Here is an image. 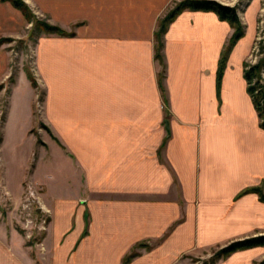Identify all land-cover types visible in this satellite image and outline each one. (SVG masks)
I'll use <instances>...</instances> for the list:
<instances>
[{
	"label": "crops",
	"instance_id": "0c3cea01",
	"mask_svg": "<svg viewBox=\"0 0 264 264\" xmlns=\"http://www.w3.org/2000/svg\"><path fill=\"white\" fill-rule=\"evenodd\" d=\"M180 1H27L68 34L37 37V87L21 68L5 110L0 91V185L14 202L24 182L38 187L51 220L32 246L0 210V264H123L144 244L128 264H175L264 234V201L244 193L264 192V128L244 77L260 0L239 14L245 34L219 96L234 28L215 12L180 13L163 34V62L156 58L158 23ZM31 24L0 0V39L26 36ZM9 49L0 45L3 85ZM263 259L256 246L218 264Z\"/></svg>",
	"mask_w": 264,
	"mask_h": 264
},
{
	"label": "rangeland",
	"instance_id": "374dc122",
	"mask_svg": "<svg viewBox=\"0 0 264 264\" xmlns=\"http://www.w3.org/2000/svg\"><path fill=\"white\" fill-rule=\"evenodd\" d=\"M24 1L27 3L28 0H24ZM251 2L252 0H228V2H225V3H228L236 7L239 3L242 4L238 10V13L242 14V12L245 10V8L248 7V5L251 4ZM27 5L30 7L28 3ZM261 15H263V18H264V0H260V10H259L258 17H257L256 38L253 44V49L251 51L250 57L248 58L249 64H257V63L262 64L260 75L264 83V31L261 34H259L258 32L259 31L258 25L261 19ZM33 18H38V17L34 15ZM38 19L45 20V19H41L40 17ZM31 22L32 24L30 25V28L29 26L27 28L28 30L31 29L30 32H28V35L26 36L22 35L20 37L11 38L10 41L3 42V43L9 42V48H10L9 49L10 69H9L8 79L5 81L6 86L5 84L4 85L0 84L2 86L0 91L3 88H6V95L4 97V101L2 102L3 110H5V107L8 102L7 96H8V93L10 92V86L12 83H14L16 75L21 68L25 71V73L26 71L29 70L34 75L36 82L38 84L37 77L35 75L36 67H35V62H34L35 41L37 37L43 32L36 34V28H35L34 21H31ZM35 98H36V107L41 108V100H40L42 98L41 91L37 92ZM2 120H3V116L1 118V122ZM40 126L44 127L46 130L50 132V129L48 127H45L44 125H40ZM32 132L36 134V136L38 137V141L42 143L43 140L41 138L40 133L37 130H33ZM11 182L15 183L16 181L15 179L12 178ZM2 186L3 185H0V188H1L0 189V210L2 212L1 213L2 217L6 218L7 221L15 222L14 225L20 227L21 232L24 234V237L28 240V244L35 246V244L37 242H40V240L42 239L43 232L47 230L48 225L51 220L50 212L48 210H43L42 208L43 204H42V200L39 195L40 189L36 187L35 185L28 183V181H26L24 182V187H23L20 197L18 198V202H14V199L3 190L4 187ZM31 192H34L37 198L31 197L30 195ZM256 235H261V234H256ZM249 236H252V235H249ZM241 238H244V237H241ZM224 246H220L219 248L210 249L209 251H205L199 255L186 254L182 256L175 264H211L210 260L212 256L215 254L216 251H218L220 248ZM143 248L148 249L149 245L148 244L139 245L137 247V250H140ZM137 250H134L132 252H138Z\"/></svg>",
	"mask_w": 264,
	"mask_h": 264
},
{
	"label": "trees",
	"instance_id": "16d2710c",
	"mask_svg": "<svg viewBox=\"0 0 264 264\" xmlns=\"http://www.w3.org/2000/svg\"><path fill=\"white\" fill-rule=\"evenodd\" d=\"M11 1L17 8L22 10L24 15L29 21H34L36 34L40 32L50 33V34H60L67 35L68 33L62 28L53 25L45 20H40L38 18H33L34 13L31 11L30 7L24 0H8ZM239 6L223 4L218 0H182L174 5L164 17H162L158 23V30L155 33L156 36V58L163 62L162 57V47H163V34L167 31L169 24L174 21V19L186 9L190 10H203V11H213L215 12L221 20L229 22V24L234 28V34L230 39V42L222 56L219 60L218 70H217V92L218 96L220 95L222 78L224 75V70L226 68V63L228 56L238 42L245 34L244 24L240 19L238 10ZM34 28V29H35ZM11 38H1L0 45L5 41H10ZM261 68L262 64H249L245 63L244 77L248 82V91L252 96L254 105L258 112L260 118V125L264 128V83L261 78ZM28 70V68H27ZM28 78L30 79L32 85L36 87L38 84L34 75L28 70L26 71ZM0 85V89H1ZM246 192H256L259 194L260 199L264 201V192L259 187H251L244 191ZM264 245V234L261 235H252L244 238L236 239L220 248L211 258V264H217L220 259H224L231 255L232 253L244 250L256 246ZM138 255V252H132L131 254L126 255L124 258L123 264H128L132 258ZM259 264H264V259L259 262Z\"/></svg>",
	"mask_w": 264,
	"mask_h": 264
},
{
	"label": "built area",
	"instance_id": "2783aa9c",
	"mask_svg": "<svg viewBox=\"0 0 264 264\" xmlns=\"http://www.w3.org/2000/svg\"><path fill=\"white\" fill-rule=\"evenodd\" d=\"M242 4H238L239 7H241ZM258 29H259V34H261L263 31H264V18H263V15H261V19H260V22H259V25H258ZM31 197H35L37 198L36 194L34 192H31L30 193ZM28 223V222H26Z\"/></svg>",
	"mask_w": 264,
	"mask_h": 264
},
{
	"label": "water",
	"instance_id": "95a60500",
	"mask_svg": "<svg viewBox=\"0 0 264 264\" xmlns=\"http://www.w3.org/2000/svg\"><path fill=\"white\" fill-rule=\"evenodd\" d=\"M223 4H225V3H223ZM228 5V4H227ZM40 210V209H39Z\"/></svg>",
	"mask_w": 264,
	"mask_h": 264
},
{
	"label": "bare ground",
	"instance_id": "6f19581e",
	"mask_svg": "<svg viewBox=\"0 0 264 264\" xmlns=\"http://www.w3.org/2000/svg\"><path fill=\"white\" fill-rule=\"evenodd\" d=\"M230 5V4H229Z\"/></svg>",
	"mask_w": 264,
	"mask_h": 264
}]
</instances>
